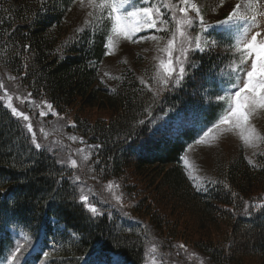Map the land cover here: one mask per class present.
I'll use <instances>...</instances> for the list:
<instances>
[{"label": "trees", "instance_id": "16d2710c", "mask_svg": "<svg viewBox=\"0 0 264 264\" xmlns=\"http://www.w3.org/2000/svg\"><path fill=\"white\" fill-rule=\"evenodd\" d=\"M74 1L0 0V84L9 78L70 115L89 147L84 167H72L63 147L37 149L0 97V255L20 246L25 264L166 258L192 264L185 254L194 256L193 249L210 264H264V136L255 156H219L204 179L182 160L199 130L222 110L216 97L228 77L232 40L213 32L218 45L190 54L197 67L185 66L188 75L179 86L161 91L156 62L141 53L114 79L102 80L106 29L69 28ZM161 12L170 18L165 8ZM198 31L197 22L194 36ZM152 34L169 33L143 36ZM86 171L114 181L136 218L123 220L115 207L91 213L79 199L89 183ZM98 196L92 199L99 202ZM37 244L40 253L33 252ZM151 246L159 252L155 259Z\"/></svg>", "mask_w": 264, "mask_h": 264}, {"label": "snow or ice", "instance_id": "6c2138e0", "mask_svg": "<svg viewBox=\"0 0 264 264\" xmlns=\"http://www.w3.org/2000/svg\"><path fill=\"white\" fill-rule=\"evenodd\" d=\"M139 2L143 6L136 7L133 0H89V6L98 9L102 14L98 18L103 19L106 14V19L110 24L105 44L109 54L117 39L121 37L136 43L138 40L133 38L142 31L154 29L156 32H170L163 47L159 48V51L164 53V57L160 58L157 65V83L162 86L160 88L162 91L167 89L170 83L173 87L181 84L185 76L188 75L186 65L197 67L190 60V54H204L218 45V41L212 35L213 32L223 35L226 39L235 40L228 50L234 49V55L238 54V61L233 59L230 62L228 82L222 84L221 92L223 94L216 97L218 102H223V108L218 114V119L211 127L203 131V135L199 136L195 142L203 144L221 134L235 132L246 146H251L256 138V129L251 124L250 117L258 109H264V36H262L264 26L258 20L259 16H264V12L258 11L260 0H240L225 19L219 20L215 24H208L201 14L200 7L191 0H178L176 3H165L164 0H157V2L139 0ZM222 4L223 0H221ZM161 7L171 13L170 18H165L166 13L161 12ZM190 12L194 15H190ZM197 22L199 31L193 36L191 30H195ZM255 29L260 30L254 31L253 34ZM258 37L261 38L258 40ZM164 39L163 36L156 34L139 38V40H152L157 44ZM141 83L145 84L146 82L141 79ZM2 87L3 84H0V88ZM28 95L30 97L31 93ZM155 95L158 96L159 91ZM7 100V107L11 109L14 116L29 121L26 114L13 107L11 96H8ZM47 109L53 115H58L52 111L51 104H47ZM40 115L43 117L47 115V112L42 110ZM27 128L32 133L33 144L37 149H40L42 145L36 141V134L33 132L31 122L27 124ZM71 139L77 138L71 137ZM85 159L88 157L86 156ZM182 159H184L185 165L189 164L187 159ZM70 163L72 167L77 166L74 159ZM111 187L112 184L109 183L108 188L111 189ZM115 198L117 201L120 200L119 196ZM79 199L86 204L91 213L101 214L97 207L89 201L88 195L82 194ZM261 207L264 208V205ZM179 247L183 249L184 245ZM153 251H155V246H153ZM17 252L21 256L23 255L20 246H17L15 252L12 253V259L16 264H21L19 257L16 256ZM44 256L47 257L48 253H44ZM94 264H109V261L98 260ZM110 264H120V261L113 259Z\"/></svg>", "mask_w": 264, "mask_h": 264}, {"label": "rangeland", "instance_id": "374dc122", "mask_svg": "<svg viewBox=\"0 0 264 264\" xmlns=\"http://www.w3.org/2000/svg\"><path fill=\"white\" fill-rule=\"evenodd\" d=\"M154 2H157V0H154ZM164 2L176 3L178 2V0H164ZM191 2L196 3L200 7L201 14L205 16V21L208 24H211L222 20L224 12L226 10L228 11L235 2L238 3L240 2V0H223L222 5L221 0H191ZM133 3L136 7L142 6L141 3L138 2V0H133ZM258 11L264 12V0H260ZM89 13H92V15H89ZM189 14L194 15V13L191 12ZM101 15L102 14L98 9L89 6V0H76L66 20L67 26L69 28L76 27L83 29L84 27H100V25H102V27L106 29L108 35L110 24L106 19V14H104L105 18L99 19L98 17H101ZM170 15L171 13L168 12L167 17H169ZM258 20L260 24L264 26V16H259ZM257 30L260 29L253 30V34L254 31ZM147 31H142L136 34V36L133 38L135 40H138V42L136 43L125 40L122 37L117 39L115 46L111 50L110 54L109 50L106 48L105 58L100 64V76L102 80L114 79L122 64L131 63L132 61H134L135 56L139 53L144 56L151 57L157 65L159 64L160 58L164 57V53L160 52L159 48L163 47L164 42H166L168 36L170 35V32L165 37L163 42L161 41L159 44H157V42L152 40H139V38L143 36V33ZM191 31L192 35L194 36L193 30ZM262 36H264V31H262ZM260 38L261 37H258L257 39L259 40ZM234 43L235 40L233 44ZM229 52L232 57L230 62L233 59H236L238 61V54L234 55V49ZM174 55L176 54L174 53ZM229 65L230 63L227 65L228 77L224 79V84L228 82V78L230 75ZM2 84L3 87L0 88L1 94L4 95V93H7L8 95H0L1 99L7 105V97H12L11 103L13 107H16L18 111L23 112L29 117V121H24L22 117H19L22 123L27 127V124L31 122L33 132L36 134V131H38L37 138L40 141L38 142L40 144H47L49 146L51 145L52 147H56L58 150L63 147L64 154L66 156H69V158H71L72 160H76L78 165L84 167L87 160L89 159V147L87 141L83 139L73 127V118L70 115L60 114L51 104L52 111L58 114L53 115L52 112H49L47 109V104H49L47 100H38L35 99L34 96L29 97L28 94L30 92H25L23 88L18 85V83L9 78H7V81L3 80ZM222 94L223 93L221 92V95ZM42 110L47 112V115L42 117L40 115V112ZM97 113L98 111L95 110L94 115H97ZM250 122L255 126L256 129V138L254 139L251 146H246L235 132L224 133L219 135L215 139H210L207 143L197 144L195 141L199 139V136L203 135L202 131L198 138L188 146L185 156L183 157L189 161V164L186 165V167L188 168L190 173L196 176L197 179H204L212 171L211 168L217 158H219V156H234L239 151H241L248 156L253 157L259 151H261L264 136V109H258L257 112L254 113L252 117H250ZM207 128L204 131H206ZM71 137H76L77 139L73 140L71 139ZM86 156L88 157V159H85ZM84 175L85 179L89 183L88 185H84L81 187V193L89 196V201L94 204L95 207H97L99 213L106 212L108 208L115 207L118 208L121 212V217H124L122 218L123 220L125 219L132 221L136 218V215L132 210L131 202H129V199L121 193V191L119 190V186L116 185L114 181L103 182L102 180L94 179L93 173L89 171H86ZM109 183L112 184L111 189L108 188ZM88 188H90L89 191ZM91 191L93 192L91 193ZM94 193L97 195H101V197L98 196L96 200L102 203L95 202L92 199V194ZM117 196L120 197L119 201H117V199L115 198ZM186 248L188 247H185V249ZM156 249L157 248L155 247V250ZM191 251L194 253V256L191 254V252L187 251L185 254V258L188 260H193L192 264H210L207 260L198 257V254H196L193 249H191ZM13 252H15V250L11 251L6 259L3 258L0 264H4L6 260H9L7 264H16V262L12 259ZM150 252L152 258L155 259L158 257L159 252L153 251V246L150 247ZM16 256H19L21 264H23L25 261V256H21L19 252L16 253ZM186 261H183V264H186ZM152 263L178 264L176 261H172L169 258H166V260H153Z\"/></svg>", "mask_w": 264, "mask_h": 264}]
</instances>
